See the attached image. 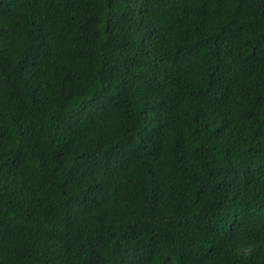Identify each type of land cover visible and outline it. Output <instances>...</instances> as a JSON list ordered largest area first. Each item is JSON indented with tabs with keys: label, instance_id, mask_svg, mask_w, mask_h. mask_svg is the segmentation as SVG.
Segmentation results:
<instances>
[{
	"label": "trees",
	"instance_id": "16d2710c",
	"mask_svg": "<svg viewBox=\"0 0 264 264\" xmlns=\"http://www.w3.org/2000/svg\"><path fill=\"white\" fill-rule=\"evenodd\" d=\"M0 264H264V0H0Z\"/></svg>",
	"mask_w": 264,
	"mask_h": 264
}]
</instances>
